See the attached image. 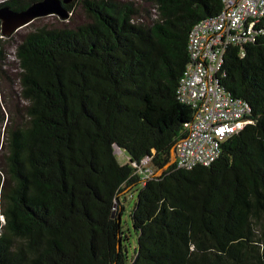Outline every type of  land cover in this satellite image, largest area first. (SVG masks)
<instances>
[{
  "label": "trees",
  "instance_id": "1",
  "mask_svg": "<svg viewBox=\"0 0 264 264\" xmlns=\"http://www.w3.org/2000/svg\"><path fill=\"white\" fill-rule=\"evenodd\" d=\"M144 2L81 0L88 21L19 44L22 115L6 119L0 101V264H264V37L231 45L219 74L249 102L248 122L214 163L181 167L190 31L223 2ZM4 36L0 20L1 59ZM136 187L129 254L121 197Z\"/></svg>",
  "mask_w": 264,
  "mask_h": 264
},
{
  "label": "built area",
  "instance_id": "2",
  "mask_svg": "<svg viewBox=\"0 0 264 264\" xmlns=\"http://www.w3.org/2000/svg\"><path fill=\"white\" fill-rule=\"evenodd\" d=\"M222 2L221 11L198 21L189 35L192 62L181 78L177 98L195 110V117L175 146V161L181 167L214 163L222 143L244 128L251 110L247 100L223 86L219 74L231 45L243 46L264 37V0ZM142 163L145 178H150L155 168L149 158Z\"/></svg>",
  "mask_w": 264,
  "mask_h": 264
},
{
  "label": "rangeland",
  "instance_id": "3",
  "mask_svg": "<svg viewBox=\"0 0 264 264\" xmlns=\"http://www.w3.org/2000/svg\"><path fill=\"white\" fill-rule=\"evenodd\" d=\"M5 0H0V3ZM123 1H133L136 4L143 6L145 5L144 0H123ZM70 3H74L73 11H70V16L68 18H63L59 14H49L35 19L29 25H26L20 28L17 32L13 33L10 36H4L3 41V58H0V101H2V109L6 116V119L11 117L12 113H15L17 110H20V115L22 111L20 106L24 104L23 99L21 98V85L19 80L20 67L19 62L16 58V51L19 44L23 41L26 35L39 27L49 26V27H76L86 21H88V14L86 10L81 5V0H71ZM147 6V5H146ZM151 8L152 7H149ZM5 136H1V143L4 142ZM1 147V146H0ZM126 153L118 154V159L122 163L127 162ZM127 155V154H126ZM175 154L173 159L175 160ZM169 165V164H168ZM167 165V166H168ZM162 171L159 170L158 174ZM138 187L132 190L134 193V198L129 197L125 199V194L128 189L121 192L119 195H122V202L125 204V210L122 214V228L124 234L128 236L126 243L128 244L129 254L134 252L135 247L138 243V235L132 223L131 213L135 205L137 198ZM120 209V207H118Z\"/></svg>",
  "mask_w": 264,
  "mask_h": 264
},
{
  "label": "water",
  "instance_id": "4",
  "mask_svg": "<svg viewBox=\"0 0 264 264\" xmlns=\"http://www.w3.org/2000/svg\"><path fill=\"white\" fill-rule=\"evenodd\" d=\"M71 0H38L24 10H14L8 5L0 7V20L2 22V32L5 36H10L20 28L29 25L35 19L49 14H59L63 18L70 16L67 8ZM175 154V148H174ZM116 212H114V216Z\"/></svg>",
  "mask_w": 264,
  "mask_h": 264
}]
</instances>
